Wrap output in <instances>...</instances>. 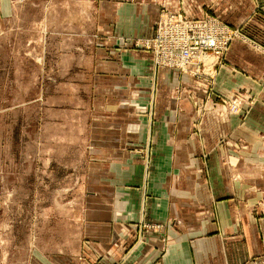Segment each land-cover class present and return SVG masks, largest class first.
Wrapping results in <instances>:
<instances>
[{"label":"crops","instance_id":"obj_1","mask_svg":"<svg viewBox=\"0 0 264 264\" xmlns=\"http://www.w3.org/2000/svg\"><path fill=\"white\" fill-rule=\"evenodd\" d=\"M205 3L198 1L197 17L205 15ZM117 4L112 16L126 21L125 33L150 35L158 3ZM257 11L247 27L255 37L264 34V15ZM93 51L92 72L113 83L107 97L126 109L122 118L115 112L108 127L118 132L113 147L120 155L109 163L105 201L86 205L76 251L52 254L39 264H82L84 239L96 242L104 264H242L263 254L264 55L234 41L205 92L202 79L153 67L147 51L102 45ZM104 52L109 61L99 69ZM243 90L253 100L245 117L211 106L212 99ZM131 98L138 111L134 123L125 119ZM203 99L205 109L197 106ZM101 192L91 196L103 197Z\"/></svg>","mask_w":264,"mask_h":264},{"label":"rangeland","instance_id":"obj_2","mask_svg":"<svg viewBox=\"0 0 264 264\" xmlns=\"http://www.w3.org/2000/svg\"><path fill=\"white\" fill-rule=\"evenodd\" d=\"M148 1L158 3L160 11L150 35L142 36L125 33L126 21L123 25L113 18L119 0H0V264H39L52 254L75 252L86 205L94 199L105 201L109 163L120 155L113 147L118 132L108 127L114 113L122 118L126 109L115 108L120 103L107 97L113 83L92 72L94 48L147 51L153 65V52L142 43L157 33L163 10L200 14L199 0ZM205 1L203 17L239 32L222 61L213 68L202 66L194 75L157 68L202 79L209 92L234 41L264 55V34L255 37L247 31L255 9L263 17L264 0ZM235 5L249 13L233 12ZM98 58L99 69H106L107 53ZM246 93L212 99L211 106L222 105L229 116L240 115L232 114L226 102L241 94L245 117L253 102ZM131 99L125 101L132 107L125 115L128 123H134L138 112ZM207 101L197 106L205 109ZM231 158L228 163L233 166ZM101 191L103 197L91 196ZM96 245L83 240L78 255L82 264H104ZM242 264H264V253Z\"/></svg>","mask_w":264,"mask_h":264},{"label":"built area","instance_id":"obj_3","mask_svg":"<svg viewBox=\"0 0 264 264\" xmlns=\"http://www.w3.org/2000/svg\"><path fill=\"white\" fill-rule=\"evenodd\" d=\"M163 12L155 36L142 43L145 49L153 52L155 68L167 66L193 75L198 74L202 66L213 68L222 61L223 53L239 34L238 30L213 17L197 18L168 9ZM215 55L217 60H214ZM242 98L239 94L230 104L226 102L232 114L243 113Z\"/></svg>","mask_w":264,"mask_h":264}]
</instances>
